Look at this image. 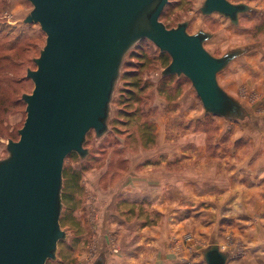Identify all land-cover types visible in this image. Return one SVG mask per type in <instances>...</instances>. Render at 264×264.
<instances>
[{"label":"rangeland","instance_id":"374dc122","mask_svg":"<svg viewBox=\"0 0 264 264\" xmlns=\"http://www.w3.org/2000/svg\"><path fill=\"white\" fill-rule=\"evenodd\" d=\"M230 1L255 12L241 15L235 27L219 15L202 16L204 0H170L161 21L168 28L189 22L190 34L212 33L205 46L216 57L254 46L219 83L254 115L255 128L206 115L189 80L161 78L171 58L141 41L125 60L109 133L101 140L89 134L85 161L76 154L65 161L61 226L67 238L47 264H93L102 252L106 264H206L202 251L214 242L229 253L227 264H264V178L246 167L264 156V0ZM32 9L27 0H0V159L7 141L19 140L22 96L34 89L27 71L36 69L33 60L46 42L39 25L23 24ZM199 154L212 165L218 160L197 178L206 180L196 193L206 200L191 204L175 190L153 203L156 194L139 192L147 177L134 173L153 170V181L162 170L186 180L189 162L197 159V169L203 162ZM241 159L243 168L236 166ZM170 176L163 179H178ZM240 192L243 203L236 205Z\"/></svg>","mask_w":264,"mask_h":264},{"label":"water","instance_id":"95a60500","mask_svg":"<svg viewBox=\"0 0 264 264\" xmlns=\"http://www.w3.org/2000/svg\"><path fill=\"white\" fill-rule=\"evenodd\" d=\"M23 24L39 25L45 46L27 71L34 84L23 94L26 119L19 140L9 139L0 159V264L56 261L67 233L61 226L64 164L76 154L85 161L90 133L110 131L112 103L125 60L141 42L171 58L161 77H184L206 115L250 123L254 115L219 83V76L254 46L216 57L206 48L210 32H188L189 22L168 28L161 16L170 0H27ZM204 17L219 15L238 27L255 12L245 3L204 0ZM206 264H227L229 253L214 242L202 251ZM93 264H106L104 252Z\"/></svg>","mask_w":264,"mask_h":264},{"label":"crops","instance_id":"0c3cea01","mask_svg":"<svg viewBox=\"0 0 264 264\" xmlns=\"http://www.w3.org/2000/svg\"><path fill=\"white\" fill-rule=\"evenodd\" d=\"M238 123L241 126L246 127L248 129L255 128V126H256L254 121H252L250 123H240V122H238ZM204 156H205V154H202V155L199 154V157H203V162L198 165L199 166V169L196 168V160L197 159H195L191 163L189 162L188 167H187V176H186L187 179L186 180L185 179H179V178H181L180 173H174V172L169 173L167 171L164 172L162 170H161V172H159V177H158L157 174H155L156 180H153V181H152V179L150 180L148 178V176L152 175L153 170H141L139 172V174L134 173V171H130V174L129 175H130V177H133L132 175L134 173V176H137L138 175V176H140V178H143L144 176L147 177L146 178L147 181L143 182L142 180H144V179H141V181L138 183L139 186H140L139 192L140 193H145V194L146 193L147 194H150L151 195V198L156 194L155 195V199L156 200H151L149 198V200L153 201V203H154V201H162V199H164L166 201L169 200L168 198L167 199L165 198L166 194L169 195V193L174 192L175 190H176L175 192H179L180 191L179 192L180 194L183 193L184 196H186V199H187L188 203H191V204L197 203V202H200L202 199L206 200V198L198 197L196 195V193L198 191L197 190V185L201 184L202 182L205 183L206 180L200 182V181H198L197 178H200L201 176H204V177L207 176V170H208L209 167L214 168V166L215 167L218 166V163H215L218 160H216L215 162H213V165H212V164H209V162L207 161L206 158L204 159ZM210 157H212V156H210ZM263 157L254 160L251 164L250 163H247L246 164V167H248V169L250 168L249 170H257V169L260 170L258 174L261 175V176H263V178H264V158ZM201 161H202V159H201ZM236 166H238L240 168H243L245 166L243 160L241 159L240 163L239 164L237 163ZM202 170H203L204 174L200 173ZM184 173H185V171H183V174ZM165 175L166 176L167 175L168 176L171 175L170 176L171 178L176 177L178 179H175V180L174 179H170V181H167V180L165 181L163 179V176H165ZM210 175H212V174H210ZM135 184H137V182H135V181L132 182V187L131 188L133 190L135 189ZM169 188H170V190H169ZM171 188H172V190H171ZM133 190H131V191L134 192V193H136V189L134 191ZM131 191H130V193H131ZM163 194H164V197L162 198V195ZM239 194L240 195H239V197L236 200V205L237 204H240V203L241 204L243 203V199H242L243 198L242 197L243 196V193L240 192ZM130 195H134V194H130ZM179 201H181V200H179ZM179 201L172 202V204H175V205L178 206L179 204H177V202H179ZM191 204H190V206H191Z\"/></svg>","mask_w":264,"mask_h":264},{"label":"trees","instance_id":"16d2710c","mask_svg":"<svg viewBox=\"0 0 264 264\" xmlns=\"http://www.w3.org/2000/svg\"><path fill=\"white\" fill-rule=\"evenodd\" d=\"M162 17V16H161ZM131 53V52H130ZM161 54H164V55H168V54H166V53H162V52H160ZM169 56V55H168ZM169 65V64H168ZM168 77H174V76H166V77H161L162 79H165V78H168ZM176 77V76H175ZM178 78V77H177ZM179 79V78H178ZM131 91V90H130ZM63 202L65 203V200H63Z\"/></svg>","mask_w":264,"mask_h":264}]
</instances>
